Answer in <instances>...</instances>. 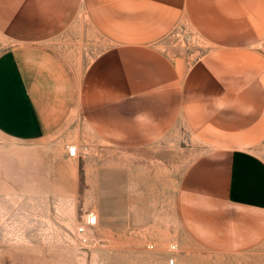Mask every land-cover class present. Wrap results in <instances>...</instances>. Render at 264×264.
<instances>
[{
  "label": "crops",
  "instance_id": "0c3cea01",
  "mask_svg": "<svg viewBox=\"0 0 264 264\" xmlns=\"http://www.w3.org/2000/svg\"><path fill=\"white\" fill-rule=\"evenodd\" d=\"M83 21L103 43L82 67L53 39ZM180 22L206 45L190 61L159 42ZM2 37L1 134L87 130L136 148L184 125L201 148L179 181L181 224L212 249L264 256V0H0Z\"/></svg>",
  "mask_w": 264,
  "mask_h": 264
},
{
  "label": "rangeland",
  "instance_id": "374dc122",
  "mask_svg": "<svg viewBox=\"0 0 264 264\" xmlns=\"http://www.w3.org/2000/svg\"><path fill=\"white\" fill-rule=\"evenodd\" d=\"M83 22L53 39L63 50L79 51L82 67L103 43ZM159 42L187 61L206 47L185 22ZM10 43L0 38V49ZM83 133L84 142L0 133V264H264L263 255L249 250L212 249L181 224L179 181L201 148L184 125L136 148ZM74 135L68 128V138ZM68 144L77 145L76 155L67 154ZM91 211L98 222L80 235L77 226Z\"/></svg>",
  "mask_w": 264,
  "mask_h": 264
},
{
  "label": "built area",
  "instance_id": "2783aa9c",
  "mask_svg": "<svg viewBox=\"0 0 264 264\" xmlns=\"http://www.w3.org/2000/svg\"><path fill=\"white\" fill-rule=\"evenodd\" d=\"M78 152V147L76 144H68L67 145V154L69 156H73V155H76ZM98 222V216L96 213L94 212H88L85 216V220L83 223L79 224L77 226V231L80 235H85L86 233V230H87V227L90 226V225H94ZM172 262L173 259H170Z\"/></svg>",
  "mask_w": 264,
  "mask_h": 264
}]
</instances>
